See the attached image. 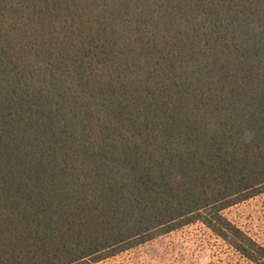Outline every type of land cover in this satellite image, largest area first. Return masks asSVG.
<instances>
[{
	"label": "trees",
	"instance_id": "1",
	"mask_svg": "<svg viewBox=\"0 0 264 264\" xmlns=\"http://www.w3.org/2000/svg\"><path fill=\"white\" fill-rule=\"evenodd\" d=\"M264 193V0H0V264H97Z\"/></svg>",
	"mask_w": 264,
	"mask_h": 264
},
{
	"label": "rangeland",
	"instance_id": "2",
	"mask_svg": "<svg viewBox=\"0 0 264 264\" xmlns=\"http://www.w3.org/2000/svg\"><path fill=\"white\" fill-rule=\"evenodd\" d=\"M224 214L264 246V193L228 208ZM97 264H245V261L196 223Z\"/></svg>",
	"mask_w": 264,
	"mask_h": 264
}]
</instances>
